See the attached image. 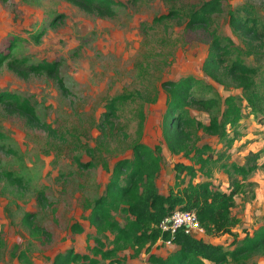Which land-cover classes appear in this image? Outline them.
Instances as JSON below:
<instances>
[{"label": "rangeland", "instance_id": "rangeland-1", "mask_svg": "<svg viewBox=\"0 0 264 264\" xmlns=\"http://www.w3.org/2000/svg\"><path fill=\"white\" fill-rule=\"evenodd\" d=\"M115 1L122 5L105 15L69 0H0V54L26 60L25 65L19 64L22 76L8 69L6 62L0 67V94L16 95L35 113L29 123L15 105H0V264H51L56 254L69 249L107 264L94 251L111 250L113 235L108 231L96 234L89 228L86 208L104 193L114 164L131 158L132 145L159 147L161 169L156 186L161 194L185 186H175L176 163L199 167L195 156L186 159L166 148L163 85L187 76L207 84L202 66L211 53L209 32L237 39L228 27L227 9L251 8L252 15L264 22V0H223L224 12L210 17L208 31L194 32L185 30L189 15L207 0ZM169 12L177 15L153 23ZM40 33L43 36L37 42L34 37ZM252 58L247 61L264 76V58ZM42 62L55 63L57 73L29 71ZM212 85L222 100L230 95L239 98L228 115L229 138L235 136L230 121L239 115L247 119L240 124L232 147L228 139L219 142L192 128L188 149L209 147L202 157L210 160L200 164L196 181L210 176L222 191L230 189L233 179L242 183L231 209L240 222L231 235L203 233L196 238L229 249L234 236L241 239L244 231L264 223V118L248 116L247 95L236 86ZM129 93L133 98L118 105L110 126L103 115L105 104ZM186 111L189 118L204 124L209 121L210 116L194 106ZM254 154H260L258 169L246 178L233 172V167L245 166ZM78 163H92L93 168L81 169ZM5 173L21 178L20 187L10 184ZM39 191L44 206L39 204ZM31 212L36 213L33 222L48 237L33 234L24 225V216ZM113 218L123 225L122 214ZM73 223L82 226L84 233L73 234ZM157 245L149 253L143 249L136 258H132L133 249L124 246L116 258L123 264H148L149 254L165 257L171 253ZM247 264H264V252L252 254Z\"/></svg>", "mask_w": 264, "mask_h": 264}, {"label": "trees", "instance_id": "trees-1", "mask_svg": "<svg viewBox=\"0 0 264 264\" xmlns=\"http://www.w3.org/2000/svg\"><path fill=\"white\" fill-rule=\"evenodd\" d=\"M6 2L7 0H1ZM83 8L95 9L99 14H110L116 7L121 6L115 0H69ZM224 12L223 0H207L202 2L189 15L185 25L186 31H208L210 17ZM242 14L246 16L243 17ZM176 12H169L153 19V23H159L176 16ZM228 27L236 40L219 36L215 30L209 32L211 40V53L203 63L202 73L207 79V84L202 85L201 79L187 76L178 82H165L163 87L167 93V111L164 115L162 137L167 150L172 155H182L184 158L196 157L198 169L192 165L176 163L173 167L175 172V186L181 188L178 191H169L161 194L156 186L157 175L161 169L160 149L158 146L150 147L142 143L132 145L131 158L118 160L110 173L104 193L100 195L92 205L87 206L88 217L85 218L89 228L96 234L108 231L113 235L111 250H98L94 254L107 264H123L116 258V254L122 247L133 249L132 258L139 256L143 249L149 253L159 241H166L169 234L161 232L159 224L175 211L194 212L204 235L216 234L231 235V230L238 224L239 219L231 215L234 207L235 196L239 193L242 183L233 179L228 191H222L205 176L204 181H196L201 170L200 164H206L209 157H202L209 147L188 149L192 141V131L201 130L206 135L217 138L219 142L226 141L233 146L236 136L239 135L240 121L247 119L245 115H239L230 121L235 128V136L229 138L227 133L228 118L233 109V102L239 99L236 96H227L222 100L212 83L223 87L234 85L241 92L246 93L248 116L264 118V76L247 61L251 56L261 61L264 58V22L252 15L251 8L227 9ZM43 33L34 39L38 42ZM9 54H0V67L6 62L8 69L24 75L19 71V64L25 65L26 60L10 59ZM254 61V62H257ZM29 71L40 74L55 75L57 68L55 63L42 62L37 66H30ZM260 77V83L256 78ZM59 84L61 80L58 79ZM219 95H218V94ZM140 98V94L137 93ZM133 98V94L116 96L105 104L104 119L110 123L115 118L119 104ZM222 100V102H221ZM15 105L20 115L27 118L28 122L35 120V113L25 100H19L16 95L1 93L0 105ZM224 105L222 110L221 106ZM196 107L198 110L210 116L208 123L204 124L195 118L187 117V109ZM222 110V111H221ZM249 118V117H248ZM42 128L48 132L51 130L45 125ZM260 155V154H259ZM259 155H251L245 166L233 167V172L246 178L258 169L257 160ZM81 169L93 168V164L78 163ZM264 167V164L262 165ZM7 181L20 187L22 179L5 173ZM187 180V181H186ZM228 187V188H229ZM235 187V188H234ZM38 201L45 202L42 191L38 192ZM44 202L39 203L44 206ZM122 214L124 223L121 225L113 217ZM36 213H27L23 218L24 225L33 234L49 236L33 222ZM73 234H82L84 229L77 223L70 226ZM194 235H186L179 230L173 241L175 249L166 257L149 254L148 264H247L250 256L256 252H264V223L254 230H246L241 239L234 236L229 249L224 245L212 244ZM164 246V245H163ZM94 255V256H96ZM99 264L96 257L92 259L86 255L74 252L72 249L54 256L51 264Z\"/></svg>", "mask_w": 264, "mask_h": 264}, {"label": "built area", "instance_id": "built-area-1", "mask_svg": "<svg viewBox=\"0 0 264 264\" xmlns=\"http://www.w3.org/2000/svg\"><path fill=\"white\" fill-rule=\"evenodd\" d=\"M159 229L161 232H166L169 234V238L166 241H159L161 245L166 247L174 246L173 241L179 230H182L186 235L194 236L204 233L194 212L179 210L165 218L159 224Z\"/></svg>", "mask_w": 264, "mask_h": 264}, {"label": "crops", "instance_id": "crops-1", "mask_svg": "<svg viewBox=\"0 0 264 264\" xmlns=\"http://www.w3.org/2000/svg\"><path fill=\"white\" fill-rule=\"evenodd\" d=\"M249 117H250V116H249ZM242 121H243V120H242ZM242 121H240V124L242 123ZM238 129H239V128H238ZM235 142H236V141H235ZM235 142H234V143H235ZM233 145H234V144H233ZM258 162H259V159L257 160V165H258ZM259 166H261V165H258V167H259ZM158 244L161 246L160 242H158ZM159 245H157V246H159ZM162 246H163V245H162ZM155 249H156V248H155ZM165 249H167L168 251H171V252H172V251L175 249V247H174V246H173V247H168V248L165 247ZM165 249H164V252H165ZM166 256H167V255H166ZM166 256H165V257H166ZM159 257H160V256H159ZM161 257H164V256H161Z\"/></svg>", "mask_w": 264, "mask_h": 264}]
</instances>
